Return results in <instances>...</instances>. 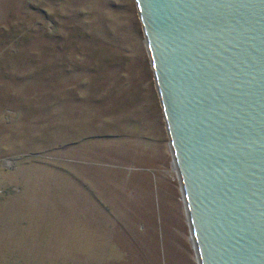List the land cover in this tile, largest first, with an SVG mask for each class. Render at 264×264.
Returning <instances> with one entry per match:
<instances>
[{"label":"rangeland","instance_id":"rangeland-1","mask_svg":"<svg viewBox=\"0 0 264 264\" xmlns=\"http://www.w3.org/2000/svg\"><path fill=\"white\" fill-rule=\"evenodd\" d=\"M186 215L136 1L0 0V264H198Z\"/></svg>","mask_w":264,"mask_h":264},{"label":"water","instance_id":"water-1","mask_svg":"<svg viewBox=\"0 0 264 264\" xmlns=\"http://www.w3.org/2000/svg\"><path fill=\"white\" fill-rule=\"evenodd\" d=\"M198 264H264V0H135Z\"/></svg>","mask_w":264,"mask_h":264},{"label":"built area","instance_id":"built-area-1","mask_svg":"<svg viewBox=\"0 0 264 264\" xmlns=\"http://www.w3.org/2000/svg\"><path fill=\"white\" fill-rule=\"evenodd\" d=\"M6 163H8V160L6 161Z\"/></svg>","mask_w":264,"mask_h":264}]
</instances>
